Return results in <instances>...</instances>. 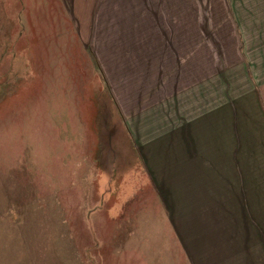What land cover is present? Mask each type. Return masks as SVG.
<instances>
[{
    "label": "rangeland",
    "instance_id": "1",
    "mask_svg": "<svg viewBox=\"0 0 264 264\" xmlns=\"http://www.w3.org/2000/svg\"><path fill=\"white\" fill-rule=\"evenodd\" d=\"M258 16L264 0H0V264H210L194 182L138 159L128 128L181 84L208 94Z\"/></svg>",
    "mask_w": 264,
    "mask_h": 264
},
{
    "label": "crops",
    "instance_id": "2",
    "mask_svg": "<svg viewBox=\"0 0 264 264\" xmlns=\"http://www.w3.org/2000/svg\"><path fill=\"white\" fill-rule=\"evenodd\" d=\"M247 18L256 24L242 30L240 63L210 77L208 94L181 84L128 128L138 159L176 160L181 181L194 182L215 241L210 264H264V17Z\"/></svg>",
    "mask_w": 264,
    "mask_h": 264
}]
</instances>
